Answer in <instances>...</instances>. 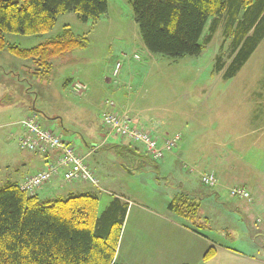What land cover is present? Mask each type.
<instances>
[{
    "label": "rangeland",
    "instance_id": "obj_1",
    "mask_svg": "<svg viewBox=\"0 0 264 264\" xmlns=\"http://www.w3.org/2000/svg\"><path fill=\"white\" fill-rule=\"evenodd\" d=\"M107 4L106 14L95 21H82L76 13L66 12L48 32L5 33L7 44L32 47L68 27L85 37L88 44L52 60L51 71L44 78L33 74L30 60L16 58L6 50L0 52V100L13 105L3 107L0 101V187L17 164L14 154L19 153V147L8 138L9 129L16 126L5 125L8 113L11 116L15 108L32 106L42 126L64 141L70 140L77 152L87 153L86 145H98L108 134L98 121L107 101H112L115 109L121 101L129 102L142 116L165 124L161 129L181 134L178 146L183 147L186 160L166 167L163 161L145 155L141 144H130L111 134L124 148L142 150L141 158L136 153L142 167L133 158L136 154L124 150L112 155L106 146L87 158L103 160L102 173L108 175L99 183L101 189L81 183L83 189L97 194L99 213L109 200L124 195L128 208L121 236L155 232L165 223L158 220L164 216L169 221L186 222L168 211L167 205L186 184L192 185L212 192L201 202L200 216L206 221L202 230L219 253L215 264H264V38L236 75L224 79L214 70L218 56L228 62L231 40L224 35L223 22L210 33L212 18L208 20L199 55L172 58L145 48L131 0H107ZM208 34L210 40L205 42ZM118 61L121 67L114 76ZM127 73L132 75V83ZM76 82L86 86L81 93L73 90ZM128 94L130 100L126 99ZM9 142L12 150L7 147ZM213 160L221 168L216 171L221 180L210 188L201 184L200 175L211 172ZM122 165H129L132 174L123 171ZM234 165L241 169H232ZM238 183L247 185L252 200L230 196L229 188ZM226 250L236 255L223 259Z\"/></svg>",
    "mask_w": 264,
    "mask_h": 264
},
{
    "label": "trees",
    "instance_id": "obj_2",
    "mask_svg": "<svg viewBox=\"0 0 264 264\" xmlns=\"http://www.w3.org/2000/svg\"><path fill=\"white\" fill-rule=\"evenodd\" d=\"M131 5L145 48L172 58L199 55L208 20L212 18L210 33L223 22L224 35L231 40L228 62L218 56L214 70L224 79L236 75L264 38V0H131ZM107 7V0H0V52L30 60L33 74L47 77L52 60L86 48L88 40L66 27L53 39L20 47L7 44L5 33L48 32L66 12L76 13L82 21H95L106 14ZM200 207V199L183 191L167 205L194 231L206 225ZM126 209L127 204L114 199L99 215L95 195L42 200L21 191L16 183H6L0 187V264H115ZM214 254L210 247L203 259Z\"/></svg>",
    "mask_w": 264,
    "mask_h": 264
},
{
    "label": "crops",
    "instance_id": "obj_3",
    "mask_svg": "<svg viewBox=\"0 0 264 264\" xmlns=\"http://www.w3.org/2000/svg\"><path fill=\"white\" fill-rule=\"evenodd\" d=\"M127 75H129L128 78L130 80V77L132 75H130V73H127ZM130 82L132 83L133 79L132 81L130 80ZM130 98H131V95L129 94L126 95V99L130 100ZM0 101L3 102L4 104L2 105L3 107L13 106L8 102V100L7 101L0 100ZM15 106H19V104H15ZM114 110H116L118 113H126L129 119L135 125L144 127L146 130H148L150 133H152V135L156 136L157 138L171 136L174 133H176V132L168 133L165 130L161 129V126H165V124L158 125L157 123H154V121L151 118H147L145 117V115L142 116L141 111L132 107V105L129 102L121 101L119 105L117 104L116 109L114 108ZM31 113H34L35 115H37L36 111H34L32 106L28 108L21 107V106L18 108H15V112H12L11 116L8 113L7 122L5 123L6 127L16 126L15 130L9 129L10 137L8 138H13V141L15 142L17 147H18L17 138L22 131L20 126L18 125V122ZM10 120L14 122L10 123L11 122ZM98 121L100 122L99 127L105 130L101 117ZM43 127H46V126H43ZM111 134L112 133H108V134L106 133V135L104 136V139L101 142H99L98 145L96 143L86 145L87 153L86 152L83 153L82 150L81 151L79 150L77 152L74 149L78 154L86 156V162H87L88 167L98 179L97 188L99 189H101L99 186V183L102 181V178H107L108 176L106 173L105 174L102 173V171L104 170L103 165L105 164L103 160L101 159L93 158L87 161V158H89V156H91L92 153L97 152L103 146H106L105 150L110 151L112 155L113 153L121 154L123 151L121 152L120 149H123V146L119 143V141L116 142L117 137H120V136L113 134L117 136L115 137V136H112ZM109 140L111 141L108 142ZM181 140H182V136H181ZM68 141L71 145V141L70 140ZM127 143L129 142L127 141ZM9 144L10 142L7 143L8 149L10 147ZM172 151L166 152L164 154L163 159H161V161L164 162L166 167L175 166V164L179 163L180 160H186L185 159L186 154H184V150L182 146L180 147L177 145L176 149H174L173 152ZM136 153L139 154L140 156H142L143 154L142 150L140 153L139 152H136ZM10 154L12 155L13 153H10ZM56 154L57 152L54 151L46 155H40L37 153H32V152L23 151L19 149V153L16 152V154H14L17 159V164L14 165V167L11 169V172L5 177L7 181L6 183H16L17 185H19L25 179V177L44 168L46 165V162L49 159L54 158ZM137 154L133 158L140 160L139 158H137ZM213 162L214 160L211 163L213 166V169H211V173H213L216 176L217 174L216 171L217 170L221 171V168H218ZM229 163H227L228 167H229ZM127 167L130 168L129 165H124V166L122 165L121 168L123 169V171L130 172V169ZM139 167H142L141 162L139 164ZM240 167H241V164H240ZM231 168L241 169L239 167H235V165L234 167L232 166ZM203 173H206V172H203ZM130 174L132 173L130 172ZM216 178H217V183H218V180L220 182L221 179L217 176ZM105 181L106 180H104V182ZM180 184L182 185V183ZM235 185H231V186H235ZM237 185H242L246 187L248 191H250L247 188V185L245 183H238ZM183 192L190 194L196 199H200V202H202L204 199H209L211 197L210 195L207 196L208 192H205L202 189L194 188L192 185H187V184L185 185ZM84 193L95 195L98 198L97 194H94V190L92 191V189H87V188L83 189L81 182H73V183L65 182L60 173L59 176L52 179L50 182H48L47 184L43 185L40 189H38L35 194L39 197V199L47 200V199H53L56 197L66 198L70 195H78V194H84ZM114 199H118L121 204H127L126 203L127 199L125 198L124 195H122L120 198L119 197L113 198L107 202L106 207L101 213L105 211V209L113 202ZM127 208H128V205H127ZM98 209H99V199H98ZM126 212H127V209H126ZM101 213H99V210H98V214L100 215ZM158 220L165 221V223L160 229H158L155 232H150V233L143 232L141 234H138L136 232H132V233L129 232V233L124 234L123 236H121L120 234L117 247H116V251L114 254L113 262L115 264H215V262H217V257L219 256V253L217 252H215L212 258L208 260L203 259L205 252L210 247H214V245L211 239L202 229L198 231H194L189 228L186 222L180 221L178 219L177 220L170 219L169 221L165 216L161 217ZM233 253L234 251L226 250L222 253V257L223 259L227 258L229 260ZM239 256H242V254L240 253ZM245 261L249 263L256 262L252 259H247ZM219 264H223V263H219Z\"/></svg>",
    "mask_w": 264,
    "mask_h": 264
},
{
    "label": "built area",
    "instance_id": "obj_4",
    "mask_svg": "<svg viewBox=\"0 0 264 264\" xmlns=\"http://www.w3.org/2000/svg\"><path fill=\"white\" fill-rule=\"evenodd\" d=\"M120 67V62H116L112 75L116 76ZM85 88V85L79 82L73 85V90L76 93H81ZM101 118L108 133L118 135L131 144H141L144 153L153 161L161 160L164 154L171 152L181 140L180 133L158 139L144 127L135 125L126 113H118L114 110L112 101H107V107L102 112ZM18 125L22 130L17 138L20 150L40 155L57 152L54 158L46 162L44 168L25 177L18 185L21 191L34 194L43 185L59 176L60 173L65 182H81L89 183L95 187L98 186V179L88 167L86 156L78 154L71 145L53 130L41 126L34 113L23 118L18 122ZM200 181L201 184L207 187H214L217 184V178L211 172L202 173ZM229 194L234 198L252 200L250 192L242 185L230 187Z\"/></svg>",
    "mask_w": 264,
    "mask_h": 264
}]
</instances>
